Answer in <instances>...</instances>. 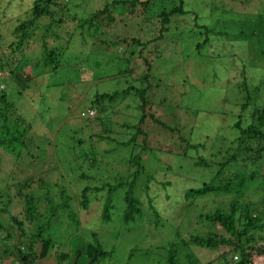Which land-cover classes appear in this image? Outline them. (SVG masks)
Wrapping results in <instances>:
<instances>
[{
	"label": "rangeland",
	"instance_id": "374dc122",
	"mask_svg": "<svg viewBox=\"0 0 264 264\" xmlns=\"http://www.w3.org/2000/svg\"><path fill=\"white\" fill-rule=\"evenodd\" d=\"M58 1L67 12H55L54 21L60 20L56 27L47 32L49 18L36 21L33 33L16 51L9 46L15 41L11 31L27 18L33 0H0V91L16 104L32 136V144L21 151L24 163L0 149V209L8 212L0 213V238L10 236L5 240L8 243L0 242V264H18L4 248L25 251V238L35 235L41 226L45 228L42 237L52 241L50 254L33 264H53L61 252L67 253L65 264H87L84 238L91 232L110 253L96 264H163L171 245L178 250L181 264H186V254L193 264H220L222 256L232 257L229 246L210 250L189 243L190 237L206 234L225 237L218 225L201 216L226 208L231 196L215 192L186 200L184 192L212 179L217 183L234 177L243 169L252 173L254 181L264 178V140L255 142L249 153L234 142L237 131L233 129L234 123L243 127L251 122L264 132V126L259 127L248 115L255 102L240 112L246 94L238 89L245 81L247 95L253 100L251 92L256 86V107L264 106V87L259 84L264 76V59L259 56V49L264 48V0H181L184 13L170 17L160 38L163 18L159 14H166L178 0H152L144 10L141 5L131 10L111 5L120 0ZM103 5H107L105 13L93 21L97 26L82 24ZM199 27L207 31L200 32ZM123 38L138 39L145 47H135L130 54V47L117 43ZM204 39L207 44L202 49ZM53 52V61L45 64V55ZM21 75L30 80L28 89L17 96L16 77ZM128 87L146 88L142 94L145 106L140 107L133 94L113 103L94 102L95 94ZM86 109L94 116L80 119V112ZM143 114L146 116L138 125ZM137 128L143 135L136 134ZM179 138L202 148L186 147ZM235 153L243 154L216 176L217 164ZM198 159H204L208 167L198 166ZM90 160L98 164L93 168ZM126 160L138 167L128 168L123 164ZM93 174L96 179L88 180ZM133 176V197L142 210L138 222L116 221L122 213V191L110 194L111 220L102 227L99 199L89 200L85 208L79 205L82 188L106 186L115 180L129 182ZM42 183L50 186V202L45 199L48 188ZM59 187L69 200L73 220L62 209L51 210L58 205ZM23 196L34 197L30 222ZM97 197L106 200L107 194ZM235 199L238 207L247 205L251 216L261 223L248 230L254 236L252 246L262 251L252 252L250 264H264V187L260 192L249 189ZM148 200L157 217L147 208ZM72 221H78L77 229ZM39 245L33 244L36 254Z\"/></svg>",
	"mask_w": 264,
	"mask_h": 264
},
{
	"label": "trees",
	"instance_id": "16d2710c",
	"mask_svg": "<svg viewBox=\"0 0 264 264\" xmlns=\"http://www.w3.org/2000/svg\"><path fill=\"white\" fill-rule=\"evenodd\" d=\"M67 2L69 0H60ZM152 0H148L147 2L138 3V0H120V1H113L111 5L116 4L122 7H128L130 10L133 9L137 5H141L142 9L144 10V7L149 5V3ZM58 0H33V2L30 5V8L28 10V16L27 18L20 22L17 26H15L11 33L13 36H15V41L11 42L9 46L13 47L16 51H18L23 44V42L29 38L31 33H33V30L36 28V21H39L40 19H43L44 17L49 18L50 23L46 26V31L50 32L53 27H56L55 24H58L57 21L53 17L55 16V12L58 15L65 14L67 11V7L63 5H59ZM136 4V5H135ZM104 7L102 10L94 12L93 16H90L87 20L82 21L83 25H86L87 27L90 26H97L96 24H93L94 19L96 18V15H99L100 13H105L107 5H103ZM70 14H71V7H69ZM184 11L181 7V0H178V5H174L170 11H168L166 14L164 12L160 13L159 15L162 16V20L160 22L161 31L159 32V36L157 38H160L161 34L165 31L164 26L168 25V21L171 16L176 15H182ZM69 14V15H70ZM73 15V14H72ZM74 17V15H73ZM111 22V19H109ZM56 22V23H53ZM98 28V27H97ZM97 28H94L93 31H95ZM203 27H199L200 32L207 31V29H202ZM98 30V29H97ZM96 30V32H97ZM95 33V32H94ZM254 31H252V34L254 35ZM56 38V37H55ZM156 38V39H157ZM57 39V38H56ZM118 45H123L126 49L130 47V54H134L135 47H138L140 49H143L145 45L141 44L140 40L130 38L129 40L126 38H123L119 41H117ZM127 43V46L124 45ZM202 44V43H200ZM200 44L195 45L196 51L200 50ZM207 41L206 39L203 40V47L206 46ZM56 54L53 53H47L45 55L44 63L48 64L53 61L52 56H55ZM259 56L260 58L264 59V48L259 49ZM123 60V59H122ZM125 63V60H124ZM145 65L147 66L148 63L144 61ZM124 66V65H123ZM149 68H146V72H148ZM125 72H127L125 70ZM128 73V72H127ZM143 77V76H142ZM140 77V78H142ZM147 77V76H145ZM148 78V77H147ZM17 84L19 90L15 92L17 96H20V90H26L28 89L27 82L30 79H25L22 75L19 77H16ZM259 84H261L264 87V76L259 80ZM239 91H243L246 95L241 99V105L239 106L240 112L245 111L246 106L249 105V103H252V105H255L251 107V111L248 115H250L251 119H254L257 121L258 126L262 127L264 126V106L256 107L257 100H258V91L257 87H253L252 89V99H249V96L247 95L248 91L246 89V83L245 81L241 82V85H238ZM146 91V88L136 89L133 87H128L122 90L121 92H113L111 94H101L94 96V102H107V103H113L116 100H121L125 98L128 94H133L136 96L139 100L140 107L146 105V99H143L145 96H142V94ZM24 93V92H23ZM264 93V90H263ZM29 98V97H28ZM92 102V101H91ZM16 104L12 101H9V97L5 95L3 92L0 91V149L8 153L9 155L13 154L16 159H20L19 162H25V160L21 159V151L22 149L28 148V143L30 145L32 144L30 140H32V136L29 137V124L25 122V120L18 115L16 108ZM260 108V109H259ZM142 109V108H141ZM259 109V110H258ZM84 111L80 112L79 118L81 119H87L84 118L82 113ZM146 115L143 114L140 116L138 125L141 124L142 119ZM151 115H149L150 117ZM141 119V120H140ZM233 129L237 131V137L235 138L234 142L238 144V146H243L249 153H252L254 151V148L252 145H255V142L264 140V132L257 131L253 124L250 122L249 124L242 126H239V123L233 124ZM136 134L143 135L141 130L137 128ZM133 138L129 139L128 142L125 143V147H127ZM181 142L186 143V147H189L191 149L197 150L198 147L202 148V145H193L190 143H187L186 140L181 139ZM145 141L142 140V147H145ZM261 151V150H260ZM243 154V153H235V155L230 156L224 161L219 162L217 164L218 170L216 173V176L221 174L222 169L229 164V162L234 161L236 156ZM90 163L93 164V168L95 167V163L98 164L95 160H90ZM28 164V163H26ZM124 165H128V168L130 166L135 165V167H138L137 164H135L133 161L126 160ZM200 167H208L207 163L204 159H198V162L196 163ZM98 171V170H95ZM90 174V172L88 171ZM112 175V174H110ZM135 176L138 175V171L136 170ZM80 177H86V176H80ZM88 180H95L96 174L89 175L87 178ZM151 179V178H150ZM255 177H253L252 173L248 170H240L237 171V174L234 177H230L224 180H220L217 183H213V179L205 183H201L199 186L188 188L184 192V197L186 200L188 199H194L198 198L200 196H204L207 193H215V192H221L222 195H230L231 198H229V202H226V208H216L213 212L210 214H205L201 216L202 219H204L205 222L212 224V225H218L219 228L224 232L225 237L220 236L216 237L211 234L204 235L203 238L199 237H190L189 243L191 246L198 247L200 249H214L217 246H229L231 249V255L232 257H229L228 259L225 256H222L221 263L220 264H250L251 254L252 252H256L261 254L262 251L259 249V247H253L254 244V236L248 232V230L253 231L259 226H261L260 221L255 219L251 216L249 212V208L247 205H242L243 207H238V205L235 197H241L243 196V193L250 190H253L254 192H260L261 189L264 187V178H262V181L256 180ZM149 180V178L147 179ZM133 183H134V176L129 182H120L118 180H115L113 184L109 185H95L92 187H84L80 190L79 194V205L83 208L87 207L89 200L99 199L101 202V209L99 212V224L102 227V223H109L110 218V211L112 208V205L110 204L108 198L111 193L114 192H121V201H122V213L119 216V220H116L119 222V224H128L133 222H138L142 218V210L139 207L138 201L133 197ZM42 185H44L42 183ZM30 187V184L28 185ZM46 188H48V191L45 195V199L48 200V202L51 201V197L49 196L48 192L50 191L49 185H44ZM107 194L106 200H103L102 198L97 197L98 195ZM64 190L62 187H59V193L56 199L58 200V205L52 206V211L55 209H62L65 212V216L69 220H73L69 213V205H68V198L64 197ZM87 195H91V197H87ZM63 196V198H62ZM24 202L27 204V212H25L26 220L32 221L33 219V211L34 206L32 205V201L34 200V197L31 196V198L27 196H23ZM92 202V201H91ZM147 208L150 210L152 215L154 217H157L156 212L151 205L150 200L147 202ZM0 213L7 214L8 212L2 208L0 209ZM15 221V220H13ZM259 221V224H258ZM75 224V229H77L78 221H72ZM71 222V225H72ZM20 226V224H19ZM109 226V225H108ZM3 228L0 224V229ZM44 229V230H43ZM20 235H23V232H21V229H19ZM45 231V228L43 226L37 228V233L35 235H27L25 238L27 242L25 243V251H22V248H14L12 251H10L9 248L5 249V254L7 253L8 256H11L12 259H14L18 264H33V262L38 258L42 259L45 256L49 255L48 252L50 250V246L52 244L51 239L43 238L42 232ZM86 233V231H85ZM85 241H87V244L84 245L83 253L86 257H88V263L87 264H96L100 259H104L109 257L110 253L107 252L101 245V243L97 239V235L93 232L86 234ZM10 236H6L4 240L0 238V242L8 243L5 240H9ZM35 242H38L39 250L37 254L35 253L33 249V244ZM22 247V246H21ZM177 252L175 245H171L166 250V255L163 257V264H181L180 260L177 258ZM49 253V254H48ZM80 253V252H78ZM75 256H77V254ZM80 254H78L79 256ZM77 256V257H78ZM132 256V250L130 251V254H128L127 259ZM67 253H60L58 257H56V260L53 264H65L67 260ZM185 263L186 264H193L192 261H190V257L188 254L184 255ZM233 259V261H232Z\"/></svg>",
	"mask_w": 264,
	"mask_h": 264
},
{
	"label": "clouds",
	"instance_id": "9594fccd",
	"mask_svg": "<svg viewBox=\"0 0 264 264\" xmlns=\"http://www.w3.org/2000/svg\"><path fill=\"white\" fill-rule=\"evenodd\" d=\"M88 110L92 111L91 109H86V110H84V112L82 113V115H83L84 118L90 119V118H92L94 116V112L92 111L93 112V115L90 116V117H88V116H86V111H88Z\"/></svg>",
	"mask_w": 264,
	"mask_h": 264
},
{
	"label": "built area",
	"instance_id": "2783aa9c",
	"mask_svg": "<svg viewBox=\"0 0 264 264\" xmlns=\"http://www.w3.org/2000/svg\"><path fill=\"white\" fill-rule=\"evenodd\" d=\"M92 115H93V112L92 111H90V110L86 111V116L90 117Z\"/></svg>",
	"mask_w": 264,
	"mask_h": 264
},
{
	"label": "water",
	"instance_id": "95a60500",
	"mask_svg": "<svg viewBox=\"0 0 264 264\" xmlns=\"http://www.w3.org/2000/svg\"><path fill=\"white\" fill-rule=\"evenodd\" d=\"M148 0H138V2L142 3V2H147Z\"/></svg>",
	"mask_w": 264,
	"mask_h": 264
}]
</instances>
